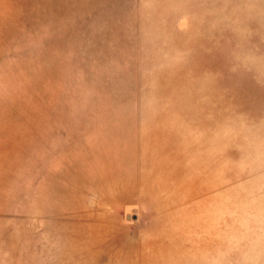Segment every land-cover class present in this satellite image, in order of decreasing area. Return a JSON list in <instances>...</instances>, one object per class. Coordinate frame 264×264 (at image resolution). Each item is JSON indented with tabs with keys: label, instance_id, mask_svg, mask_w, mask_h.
I'll return each mask as SVG.
<instances>
[{
	"label": "rangeland",
	"instance_id": "rangeland-1",
	"mask_svg": "<svg viewBox=\"0 0 264 264\" xmlns=\"http://www.w3.org/2000/svg\"><path fill=\"white\" fill-rule=\"evenodd\" d=\"M0 264H264V0H0Z\"/></svg>",
	"mask_w": 264,
	"mask_h": 264
}]
</instances>
